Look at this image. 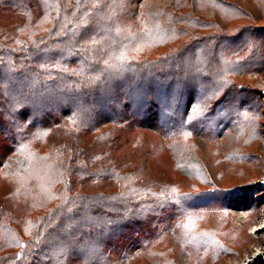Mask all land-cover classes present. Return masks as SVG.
Instances as JSON below:
<instances>
[{
	"label": "rangeland",
	"instance_id": "rangeland-1",
	"mask_svg": "<svg viewBox=\"0 0 264 264\" xmlns=\"http://www.w3.org/2000/svg\"><path fill=\"white\" fill-rule=\"evenodd\" d=\"M74 1L0 0V264L264 255V0H108L82 43L45 33Z\"/></svg>",
	"mask_w": 264,
	"mask_h": 264
},
{
	"label": "trees",
	"instance_id": "trees-1",
	"mask_svg": "<svg viewBox=\"0 0 264 264\" xmlns=\"http://www.w3.org/2000/svg\"><path fill=\"white\" fill-rule=\"evenodd\" d=\"M86 1H88V0H80L79 3L76 2V1H74V4L71 5V6H69V7H67V8L63 6V3L62 2H60V5H58L55 8L56 11H55L54 18L56 19V21H55V23H53L52 28L46 30L45 33L48 32L49 35L56 34V33H58V31H57L58 28L61 27V30H63V31L61 32L62 33V37H60V38H62V40H64L69 35L68 31H69V28L71 27V26H68V24L70 23L69 21L72 20V19H74V22H76L75 24H77L76 25L77 28H80V31L82 32V33L80 32L81 34L78 35V38L76 37V42L82 43V40L81 39H83V36L86 33H88L89 31H91V28H92L93 23L96 22L95 21V19H96L95 17H99V15L95 16V14H97L98 12L101 11V23H104L105 22L104 19H106L108 21V19L105 18L106 17L105 10H106V6H107V3H108V0H98L97 3L101 1V5L100 4L98 5L97 11H94L95 9L93 8V11L94 12H92L91 8L89 9L86 6ZM141 1L143 2V0H141ZM17 2L18 3L21 2V4L24 5V0H17ZM64 17H67V20H65V23L64 22L62 23V21H64V19H63ZM35 25H37V22L35 23ZM78 25H81V26H78ZM42 29H45V28H42ZM18 30H19V28H17V32H18ZM58 36H60V35H58ZM55 41H56L55 38L50 37L49 40H48V43H52L53 44V42H55ZM10 42L11 41H9L8 43H10ZM39 46L40 47H38V48L40 49V48L46 47L47 44L45 42H40V45ZM31 47H33V46L31 45ZM19 49H20V47H18V48L16 47L14 49L13 48H10V47H2L0 49L1 50L0 51V55H2L4 57H5V55L6 56H9L11 54H14L15 56H19V54H20V53H18ZM77 60L78 59H77L76 56H73L72 58H70V57H67L66 58V56H63V57H61V60H60L61 62L60 63H61V66L62 65H68V62L78 63ZM89 62H90L89 63L90 66H88V67L85 66V65H83V64H81V65L79 64V66H78V69H80V71H81V74H80L81 79L91 78L92 80L94 79V81L95 80H97V81L100 80L101 82H104L103 80H105V78L108 75L105 77V75H104L105 73H102L101 69L98 68V64L95 61H89ZM153 63L154 64L151 66V68L150 67H147V69L150 68V71L143 70L142 69V71H136V72H134L136 74V76L138 77L139 81H140L139 84L137 85V86H139V89H143V85L142 84L145 82V78L148 77V74L151 75L152 73H155L156 75L157 74L160 75V76L162 75V71H159V70H162L161 67L156 66V64H159V61H155ZM162 64H163V62H162ZM3 66H4V64L0 60V76H1V73H2V70L1 69H2ZM164 73H166V72H164ZM72 76H66V77L62 78V80L64 82L67 81L68 83H70L65 88H63V90L61 88H58V89L56 88L57 87V86H55L56 81H51L52 84H53L51 87H53V88H51L50 92H52L54 90L55 91H58V90L60 91V89L62 91H66L67 93L73 92V87H72V84L71 83L74 81L73 79L76 78V77L75 76L72 77ZM56 79H58V78H56ZM63 81H61V82H63ZM104 88L105 87H101V92H105L104 91ZM98 89H99V86H98ZM163 91H165V89H163ZM0 95H1L0 111L1 110L5 111L6 109H8V108H10V107L13 106V104L10 102L9 98L7 99L6 96L3 95L2 93ZM45 102H47V100H45ZM25 111H26L25 112L26 116L32 115L31 110H25Z\"/></svg>",
	"mask_w": 264,
	"mask_h": 264
},
{
	"label": "water",
	"instance_id": "water-1",
	"mask_svg": "<svg viewBox=\"0 0 264 264\" xmlns=\"http://www.w3.org/2000/svg\"><path fill=\"white\" fill-rule=\"evenodd\" d=\"M263 95H264V90H263ZM262 187L264 188V180ZM245 264H264V255L258 253L254 255L250 260H247Z\"/></svg>",
	"mask_w": 264,
	"mask_h": 264
},
{
	"label": "snow or ice",
	"instance_id": "snow-or-ice-1",
	"mask_svg": "<svg viewBox=\"0 0 264 264\" xmlns=\"http://www.w3.org/2000/svg\"><path fill=\"white\" fill-rule=\"evenodd\" d=\"M104 63L107 64V61H104ZM41 66L43 67V65H41ZM34 76L36 77V79L33 80V84L38 86L39 73H35Z\"/></svg>",
	"mask_w": 264,
	"mask_h": 264
}]
</instances>
